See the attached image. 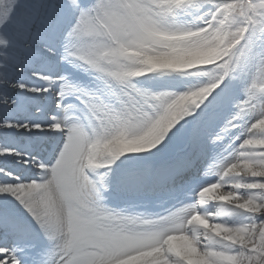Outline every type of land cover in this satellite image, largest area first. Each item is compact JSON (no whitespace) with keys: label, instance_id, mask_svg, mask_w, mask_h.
Segmentation results:
<instances>
[{"label":"snow or ice","instance_id":"obj_1","mask_svg":"<svg viewBox=\"0 0 264 264\" xmlns=\"http://www.w3.org/2000/svg\"><path fill=\"white\" fill-rule=\"evenodd\" d=\"M0 264H264V0H0Z\"/></svg>","mask_w":264,"mask_h":264}]
</instances>
